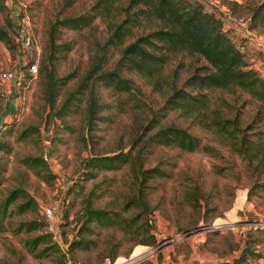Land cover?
I'll return each mask as SVG.
<instances>
[{
  "label": "rangeland",
  "instance_id": "rangeland-1",
  "mask_svg": "<svg viewBox=\"0 0 264 264\" xmlns=\"http://www.w3.org/2000/svg\"><path fill=\"white\" fill-rule=\"evenodd\" d=\"M199 1L223 17L231 39L264 76V26H248L252 7L261 0ZM92 3L93 0H0V27L10 36L8 42L0 39V74L24 68L14 36L18 14L26 12L30 18L38 45L33 54L39 55L40 64L50 23L64 16L93 13ZM238 17L247 22L237 23ZM133 31L140 32L141 28ZM56 34L53 73L63 82L53 104L42 97L46 78L38 72L32 76L24 68L16 87L9 80H0V93H5L0 94V108L5 103L8 113V122L0 133V201L10 189L21 187L37 202L17 212L16 204L26 198L18 197L4 212L0 209V264H193L194 260L196 264H221L239 255L245 246L260 253L250 257L247 264H264V192L254 184L245 160L216 132L198 125L183 112L168 110L161 114L163 110L159 109L167 92L182 86L188 75L208 62L196 53H171L163 65L168 83L161 91L126 69L122 73L133 81L131 92L95 83L94 101L98 107L95 118L88 123L90 84L67 99L69 110L62 108L61 115L56 110L95 61L98 44L108 35V27L102 16L93 14L89 24L79 29L62 27ZM118 55L116 48L108 50L106 68L112 67ZM200 91L209 95L212 107L221 98L226 99L229 109L221 106L222 113L232 117L239 112L243 128L259 104L239 89ZM11 99L17 105L27 103L28 109L13 112ZM168 124L187 128L207 148L187 151L173 145H143L149 134ZM257 126L264 129V124ZM128 150L133 156L140 151L142 169L157 167L164 174L136 176L128 163L113 169L85 167L89 156ZM27 156L42 157L46 168L37 171L28 166L23 161ZM139 184L147 208L130 204ZM45 203L58 207L61 245L43 249L56 242L51 238L50 244L39 243L30 252L25 240L42 233L45 227L17 231L16 226L23 220H42L40 204ZM87 208L115 212L125 220L100 223L87 217ZM214 223L220 225L208 227ZM201 226L206 227L197 229ZM78 239L83 246L72 244ZM146 240L155 241L145 244Z\"/></svg>",
  "mask_w": 264,
  "mask_h": 264
},
{
  "label": "trees",
  "instance_id": "trees-1",
  "mask_svg": "<svg viewBox=\"0 0 264 264\" xmlns=\"http://www.w3.org/2000/svg\"><path fill=\"white\" fill-rule=\"evenodd\" d=\"M231 2L237 4L235 1ZM228 5L230 6L229 1ZM91 10L94 12L64 16L50 23L46 50L38 67L39 75H44L46 78L45 93L42 96L44 101L53 104L54 96L57 95L56 91L63 82L62 77H56L53 73L57 58L55 57L56 31L62 27L79 29L90 23L93 14L104 18L108 35L101 44H98V55L79 86L56 110L58 115L64 113L62 108L70 109L67 99L71 95L83 92V88L90 84L86 110L87 121L91 123L98 107L94 101L95 83L112 87L120 92H131L133 81L122 73V70L126 69L135 71L147 79L154 89L161 91L168 83V78L163 72V65L168 61L171 53L182 51L188 54H199L209 65H202L201 70H195L183 80L182 86L173 87L167 92L159 108L163 110L161 114H165L168 110H179L198 125L216 132L232 151L245 160L247 169L254 176V184L256 183V186L264 192V129L257 126L264 124V76L251 65L244 51L231 39L227 33L228 29L224 28L223 17L215 11L207 10L199 0H93ZM257 25L264 26V0L252 7L248 26L254 28ZM135 27H140L141 31L135 33L133 31ZM0 39L5 42L10 40L8 32L1 27ZM110 48H116L119 55L112 67L108 69L106 68L107 52ZM187 88L197 90L192 92ZM204 88H219L230 92L239 89L248 93L259 103L253 118L244 128L241 127L239 112L232 117L225 116L220 108L226 105L229 109V102L221 98L220 103L212 107L209 95L200 91ZM255 127L254 131H248ZM148 143L173 145L187 151L207 148L187 128L174 124L157 128L146 137L143 145ZM23 161L37 171L41 170L46 163L40 156H27ZM126 163L130 164L136 176L138 173L145 175L149 172L164 174V170L157 167L142 169L140 151L136 156L131 155V150H128L113 154L92 155L85 159L87 168L113 169ZM48 174L52 176L51 173ZM88 175L92 176V173L89 172ZM253 188L249 190L250 194ZM24 196L26 198L15 206L17 212H24L31 206L37 205L35 199L28 195L25 189L15 187L1 199V211L4 212L15 199ZM130 204H139L147 208L141 184L137 185V193ZM85 213L88 218L100 223H116L125 220V217L118 213L111 214L101 208H87ZM44 225V219L34 218L20 221L16 230L30 231L45 227ZM51 238L52 236L44 228L42 233L26 239L24 244L28 251L34 252L39 243L50 244ZM154 241L146 240L145 244H151ZM72 244L78 247L83 246L80 239L74 240ZM46 246L49 247H43V249L53 246L58 248L56 242ZM253 256H260V253L247 249L245 246L239 255L221 264H247L249 258Z\"/></svg>",
  "mask_w": 264,
  "mask_h": 264
},
{
  "label": "built area",
  "instance_id": "built-area-1",
  "mask_svg": "<svg viewBox=\"0 0 264 264\" xmlns=\"http://www.w3.org/2000/svg\"><path fill=\"white\" fill-rule=\"evenodd\" d=\"M204 5V2H202ZM204 7L207 10L215 11L210 7ZM216 12V11H215ZM217 13V12H216ZM16 22L14 24V31H15V39L17 41L18 50L20 52V56L23 60V67L25 71L29 75H36L38 72L39 67V55L33 54V51L38 50V45L36 43V38L32 32V26L30 22V18L26 12H21L18 14ZM235 21L239 24H245L247 21L243 17H238ZM249 22V19H248ZM24 68L20 70H6L0 74L1 81H8L13 85L17 86L20 82V79L24 76ZM1 95H4V91H1ZM13 102V112L15 111H23L28 109V104L25 102H20L19 105L14 103V100L11 99ZM10 102V103H11ZM6 104L3 103L2 107L0 108V133L5 128L8 120V113L6 111ZM40 210L43 215V219L45 222V231H47L52 238L56 241L57 244L61 245V237L59 232V225H60V215L58 211L57 205L53 204H40ZM253 223V222H252ZM219 223H214L208 227H217ZM206 226L198 227L197 229L201 228L204 229ZM195 229V230H197ZM121 264V263H118Z\"/></svg>",
  "mask_w": 264,
  "mask_h": 264
},
{
  "label": "water",
  "instance_id": "water-1",
  "mask_svg": "<svg viewBox=\"0 0 264 264\" xmlns=\"http://www.w3.org/2000/svg\"><path fill=\"white\" fill-rule=\"evenodd\" d=\"M259 222H260V221H259ZM192 263H193V264H196V260H194Z\"/></svg>",
  "mask_w": 264,
  "mask_h": 264
}]
</instances>
